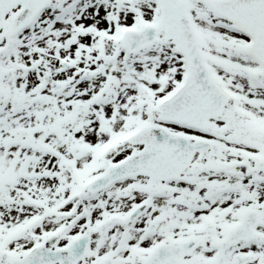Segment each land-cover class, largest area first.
<instances>
[{
  "label": "snow or ice",
  "instance_id": "obj_1",
  "mask_svg": "<svg viewBox=\"0 0 264 264\" xmlns=\"http://www.w3.org/2000/svg\"><path fill=\"white\" fill-rule=\"evenodd\" d=\"M0 264H264V0H0Z\"/></svg>",
  "mask_w": 264,
  "mask_h": 264
}]
</instances>
